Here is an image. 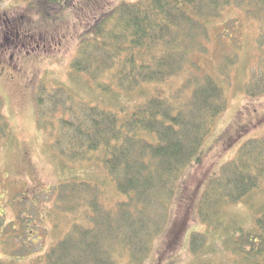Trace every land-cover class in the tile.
<instances>
[{
	"label": "rangeland",
	"instance_id": "obj_1",
	"mask_svg": "<svg viewBox=\"0 0 264 264\" xmlns=\"http://www.w3.org/2000/svg\"><path fill=\"white\" fill-rule=\"evenodd\" d=\"M31 1L0 0V99L10 127L8 137L0 143V257L5 255L8 242L12 249L24 250L25 257L19 264H30L38 257L50 264L52 255L47 260L48 251L73 233L72 249L83 258V263H91L93 256L99 255V245L91 243L86 251L87 245L77 231L97 226L98 231L104 232L108 224L95 223L98 208L106 214L120 208L123 202L124 206L130 205L134 196L118 190L116 180L105 166L112 154L113 138L107 141L109 147L101 144L95 151L83 149V158L75 156L65 139L70 129L66 121L79 116L88 106L109 109L107 106L112 103L109 100L117 96L115 103L122 120L135 118L139 109L152 99L162 103L164 110L173 105L176 109L171 114H175L179 106L189 101L199 73H219L216 67L221 52L215 34L211 33L209 40L201 41L205 51L191 55L202 67L198 71L183 68L162 82L125 89L112 78L118 69L114 65L99 76L102 82L96 83L87 67L88 59L83 57V40L88 37L93 40L95 23L121 2L143 0H73L70 8H50L37 0L31 8ZM46 8L50 12H43ZM243 22L241 39H236L228 52L239 50L250 32L249 20ZM255 23L257 26L250 34L253 39L258 36L260 26L264 27L259 21ZM261 43L264 44L262 37L260 42L248 46L249 50L238 52L239 75L237 67H233L230 83L224 87L227 108L202 141L197 156L183 170V182L164 207L166 227L153 237L143 264H201L194 257L193 236L199 235L195 232H205L204 246L221 236L222 233L212 234L214 225L208 224L198 211L201 191L219 173L220 165L238 157L250 140L264 136V93L252 97L244 90L249 81L252 85L256 80L255 87L264 82V48H258ZM251 52L257 55L249 60L246 55ZM77 59L83 63L81 69L73 67ZM108 60L103 59L105 63ZM241 65L246 66L244 70ZM108 85L116 96L104 90ZM134 130L146 143H159L157 133L138 125ZM259 180L258 187L246 200L221 206L219 213L229 219V225L242 224L253 229L256 218L264 214V175ZM88 185L92 186L90 190L86 188ZM64 209L68 211L63 212ZM226 241L233 244L230 237ZM107 248L117 255L119 245ZM230 256L226 250L211 258L231 264ZM130 258L126 252L118 254L115 264H131Z\"/></svg>",
	"mask_w": 264,
	"mask_h": 264
},
{
	"label": "trees",
	"instance_id": "obj_2",
	"mask_svg": "<svg viewBox=\"0 0 264 264\" xmlns=\"http://www.w3.org/2000/svg\"><path fill=\"white\" fill-rule=\"evenodd\" d=\"M37 2L50 8H70L74 5L73 0ZM36 4L32 0L30 7L34 8ZM43 12L50 10L46 8ZM262 18L264 0H143L121 2L95 23L91 34L93 40L89 37L84 39L82 48L96 83H101L99 76L114 65L118 69L112 78L117 79L125 89L162 82L183 68L198 71L202 67L196 59H191V55L205 51L206 46L201 41L204 38L209 40L211 33L215 34L217 48L221 52V60L216 67L219 73H199L189 101L179 106L175 114H171L176 109L173 105L171 110L169 107L164 110L162 103L152 99L142 110L139 109L135 118L122 120L118 113L119 105L115 103L117 96L109 100L112 101L107 106L109 109L88 106L79 116L66 121L65 125L69 123L67 126L70 129L65 139L75 156L83 158V149L95 151L101 144L109 147L107 141L113 138L114 152L112 150L105 166L111 178L116 180L118 190L134 197L130 205L124 206L123 202L119 210L113 208L114 211L106 214L98 208L95 223L103 226L107 223L104 232L98 231L97 226L93 230L83 228V231H77L82 243L87 245L86 251L91 243L99 245V255L93 256L91 263H83V258L74 252L70 242L73 233H69L48 251L47 260L52 255L50 264H115L118 254L124 252L131 256L133 264L144 263L153 237L166 227L164 207L177 191L179 183L183 182V170L197 156L202 141L227 108L224 87L230 83L233 67H237L239 75L240 51L258 40L260 42L261 37L264 39L263 26H260L258 36L250 38L257 26L256 21L264 25ZM244 19L249 20L250 32H247L241 47L238 46L239 50L228 52L232 43L241 39L239 35ZM258 46L264 48L263 43ZM86 53L88 56H85ZM254 55L257 54L251 52L246 56L251 60ZM106 57L109 60L105 63L103 59ZM241 66L243 70L246 67ZM73 67L81 69L83 63L77 59ZM255 82L250 85L249 81L244 86L247 95L252 97L264 93V82L256 87ZM107 87L104 90L116 96L112 95L111 86ZM2 107L0 99V143L10 132ZM160 114L163 116L159 117ZM136 125L157 133L159 143H146V139L135 134ZM219 170L201 191L198 211L208 224L214 225L213 231L210 230L213 235L222 234L217 241L209 240L204 246L205 232L196 231L199 235L193 236L195 260L201 264H224L221 259L216 261L211 257L228 250L231 264H264V214L256 218L253 229H246L242 224L239 227L229 225V219L219 213L223 204L244 201L258 187L259 179L264 175V136L250 140L238 157L224 162ZM69 188H72L71 184ZM86 188L90 190L92 186ZM79 191L82 193L83 190ZM67 198L66 202L70 200V195ZM229 237L233 244L226 241ZM199 240L201 243H198ZM112 244L119 245L117 255L107 248ZM22 251L17 247L12 249L6 242L5 255L0 257V264H19V260L25 257ZM30 264H48V261L38 257Z\"/></svg>",
	"mask_w": 264,
	"mask_h": 264
}]
</instances>
